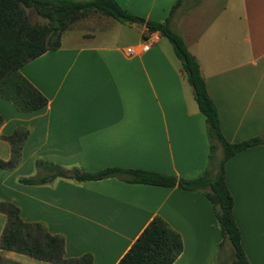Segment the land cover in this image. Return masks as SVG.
Returning <instances> with one entry per match:
<instances>
[{
  "label": "crops",
  "instance_id": "0c3cea01",
  "mask_svg": "<svg viewBox=\"0 0 264 264\" xmlns=\"http://www.w3.org/2000/svg\"><path fill=\"white\" fill-rule=\"evenodd\" d=\"M116 1L143 20L128 24L133 38L111 43L67 31L58 50L21 68L49 100L47 107L23 114L0 96V159L12 156L1 136L29 130L20 164L0 169V200L17 205L25 222L64 236L68 258L91 254L93 264H118L161 217L183 241L174 264H224L230 247L221 246L223 232L204 192L122 178L20 182L45 175L37 161L88 173L141 169L185 179L215 172L221 150L214 157L206 116L171 42L149 32L148 21L168 22L183 37L228 142L264 136V0ZM146 42L148 51L129 55L128 48ZM225 169L243 250L250 264H264V145L236 154ZM6 223L0 213V239ZM0 254L21 264H51L1 249Z\"/></svg>",
  "mask_w": 264,
  "mask_h": 264
},
{
  "label": "trees",
  "instance_id": "16d2710c",
  "mask_svg": "<svg viewBox=\"0 0 264 264\" xmlns=\"http://www.w3.org/2000/svg\"><path fill=\"white\" fill-rule=\"evenodd\" d=\"M34 9L48 24L32 23L27 9ZM93 11L105 12L124 24H141L143 20L133 16L116 0H0V96L11 102L19 112L32 114L47 107L49 100L22 74L21 68L49 51L58 50L63 35L81 16ZM149 32H159L169 39L177 58L181 61L188 82L193 88L200 110L206 116L211 151L215 142L223 146L225 158L218 174L207 170L196 179L179 178L141 169L107 168L96 173L79 169L64 170L60 166L37 161V168H44L50 175L22 178L25 185H45L57 178L77 182L122 178L128 183L204 192L215 208L221 226L224 243L235 252L232 264H250L242 246V236L234 216V199L226 182V162L236 154L264 145V136L242 143L228 142L221 131L217 107L210 98L200 65L188 50L183 37L170 28L168 22L148 21ZM4 119L0 115V127ZM29 136L26 128H17L11 135H2L12 148L8 161L0 159L1 170H13L21 162L22 149ZM213 157V156H212ZM207 188L210 190L207 191ZM0 213L7 216V223L0 239V249L14 252L51 264H93V256L85 254L68 258L65 238L51 234L42 223H28L21 217L17 205L0 200ZM183 252L181 235L161 217L154 218L138 237L118 264H174ZM0 264H21L0 254Z\"/></svg>",
  "mask_w": 264,
  "mask_h": 264
},
{
  "label": "rangeland",
  "instance_id": "374dc122",
  "mask_svg": "<svg viewBox=\"0 0 264 264\" xmlns=\"http://www.w3.org/2000/svg\"><path fill=\"white\" fill-rule=\"evenodd\" d=\"M28 15L30 17V20L32 23H39V24H48V20L40 17L37 15L36 11L34 9H27ZM170 28L175 31L171 26ZM79 32L81 34H89V35H99L100 41L103 42H118L122 41L124 39H131L135 35L133 32H131L128 29V24L121 23L114 17L108 15L105 12H100V11H93L91 14L86 15V16H81L77 21L71 24L70 28L68 29V32ZM104 36V37H100ZM103 38V39H102ZM107 45V44H106ZM215 150H221L218 154V159H216V151H215V172H213V175L218 174L220 171V166L223 163V160L225 158V152L223 149V146L215 142ZM213 151V152H214ZM51 172L47 169H45V175H50ZM210 189L207 188V191ZM230 248H228L227 251L222 255L225 259L223 262L224 264H232L235 261V252L233 247L229 244L228 245Z\"/></svg>",
  "mask_w": 264,
  "mask_h": 264
},
{
  "label": "built area",
  "instance_id": "2783aa9c",
  "mask_svg": "<svg viewBox=\"0 0 264 264\" xmlns=\"http://www.w3.org/2000/svg\"><path fill=\"white\" fill-rule=\"evenodd\" d=\"M151 47V44L149 42H146V44L142 45L139 48H128L129 55H139L146 51H148Z\"/></svg>",
  "mask_w": 264,
  "mask_h": 264
}]
</instances>
